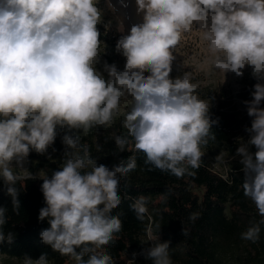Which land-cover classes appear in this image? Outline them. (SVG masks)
Returning <instances> with one entry per match:
<instances>
[{
  "label": "clouds",
  "instance_id": "obj_1",
  "mask_svg": "<svg viewBox=\"0 0 264 264\" xmlns=\"http://www.w3.org/2000/svg\"><path fill=\"white\" fill-rule=\"evenodd\" d=\"M135 2L143 22L121 35L116 51L126 58L124 69L105 62V78L96 67L102 44L99 0H0V177L13 209H20L17 182L37 178L25 167L30 151L45 154L57 127L67 128L62 136L65 163L51 178L39 175L46 207L38 219L47 218L50 225L40 233L41 240L75 264H115L106 250H98L122 229L119 215L112 212L122 202L119 185L136 168V157L111 168L98 165L87 146L80 154V136L73 130L86 134L110 125L122 99L131 97L123 126L145 163L178 178L194 175L189 168L200 166L201 146L218 120L210 119V99L196 94L190 72L175 79L170 73L184 34L198 30L211 63L224 77L228 72L242 77L248 66L258 81L253 98L244 101L253 118L246 128L250 138L236 149L243 194L261 217L241 239L255 243L264 225V0ZM119 30L124 31L122 24ZM113 139L118 152H124L128 140L119 135ZM130 207L143 220L147 198H136ZM6 211L0 207V226L7 222ZM196 218L198 214L190 216ZM155 227L160 231V224ZM14 235L0 231V244L12 243ZM169 249L170 242L152 243L140 255L151 264H173ZM22 264L50 262L42 253L35 260L24 256Z\"/></svg>",
  "mask_w": 264,
  "mask_h": 264
},
{
  "label": "trees",
  "instance_id": "obj_2",
  "mask_svg": "<svg viewBox=\"0 0 264 264\" xmlns=\"http://www.w3.org/2000/svg\"><path fill=\"white\" fill-rule=\"evenodd\" d=\"M100 34L101 45L116 53V44L121 36L108 32ZM261 107H264V102ZM209 117L218 120V123L212 126L207 144L201 146L203 156L200 166L189 168L194 175L186 173L180 178L145 163L144 153L135 149L133 138L123 126L124 119L94 127L86 134L73 130L80 136V154L87 146L98 165L111 168L122 159L127 161L129 156L136 157V168L121 179L119 185L122 202L112 212L119 215L122 229L114 234L112 242L98 250H106L115 264H128L123 258L126 254H138L150 246L147 241L149 232L158 238L156 243L170 242L171 259L179 264H230V259L237 264H264V225H261L260 236L255 243L241 239V233L261 219L255 205L243 194L242 165L239 161L231 162L226 172L220 174L215 171L212 162L221 153L237 156L239 144L246 143L250 138L247 132L248 137L240 139L239 133L251 127L253 118L248 114L241 116L225 100H219L217 106L210 107ZM56 131L55 142L45 154L32 150L28 156L37 169L46 172L48 178L66 161L62 136L68 129L58 126ZM115 135L128 140L124 152H118L113 139ZM255 150L250 148L253 153ZM42 183L39 177L17 182L15 186L19 190L17 198L20 203L17 213L0 177V207L7 209V222L0 226V231L5 236L9 232L15 234L12 243L5 241L0 244V256L23 261L26 255L35 260L42 253H47L51 264L66 263L65 256L53 251L41 240L40 233L50 227L47 218L43 221L38 219L39 210L46 207ZM140 196L147 198L148 212L143 220L137 219L130 207ZM194 213L198 214V218L192 220L190 216ZM157 224L161 225L160 231L155 227Z\"/></svg>",
  "mask_w": 264,
  "mask_h": 264
},
{
  "label": "rangeland",
  "instance_id": "obj_3",
  "mask_svg": "<svg viewBox=\"0 0 264 264\" xmlns=\"http://www.w3.org/2000/svg\"><path fill=\"white\" fill-rule=\"evenodd\" d=\"M122 0H99L98 7L102 9V22L97 26L100 33L108 32L114 33L113 35H126L129 33L130 25L127 15L126 6L122 9L120 4ZM111 4V8L108 5ZM123 4V3H122ZM133 8L137 12V6L135 0L131 1ZM143 22V14H139ZM121 24L123 25L124 31L119 30ZM100 61L96 65L97 69L101 71L105 78L107 73L104 72V63L116 64L119 70H123L126 58L119 52H112L101 45L100 48ZM175 56L172 62V72L170 73L171 78L175 79L178 76H182L185 72H190L192 75V82L198 85L196 94L201 99H210L211 107L217 106L219 100H225L230 103L231 107L236 110L241 116L247 115V106L244 101H250L251 93L254 91V85L258 82L252 76L251 67L246 66L243 70V76L237 77L234 73L228 72L224 74L219 69H216L211 63L210 53L207 50V42L202 39V33L198 30H193L189 33L184 34L181 43L178 45L176 52L173 53ZM110 59V60H109ZM148 75V73H145ZM215 92V93H213ZM216 96V99L214 97ZM250 99V100H249ZM133 100L131 97L122 99L119 114L114 116L113 120L125 119L127 111L132 107ZM240 139L248 137L247 131L239 133ZM221 160L213 159V167L215 171L220 174L226 172V168L231 162L240 161L238 156H228L222 153ZM220 155V154H218ZM217 155V156H218ZM25 167L35 176H43L46 174L45 171L39 170L35 167V163L27 158ZM16 172H20L19 169H13ZM23 176L24 173L20 172ZM158 238L151 232L147 235V241L151 245L156 243ZM231 255V254H230ZM65 264H75V261L68 257ZM128 264H151V261L146 260L140 253L133 257V253H128L123 257ZM0 264H22V260H17L5 256H0ZM51 264V263H50ZM173 264H179L173 262ZM230 264H237L233 259H230Z\"/></svg>",
  "mask_w": 264,
  "mask_h": 264
},
{
  "label": "bare ground",
  "instance_id": "obj_4",
  "mask_svg": "<svg viewBox=\"0 0 264 264\" xmlns=\"http://www.w3.org/2000/svg\"><path fill=\"white\" fill-rule=\"evenodd\" d=\"M132 0H122V3L120 4V7L123 9L124 6H126L125 10H127V15H125L128 20L130 25L142 23V19L140 15L136 12V10L133 8L131 4ZM126 4V5H125Z\"/></svg>",
  "mask_w": 264,
  "mask_h": 264
}]
</instances>
